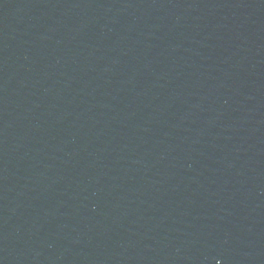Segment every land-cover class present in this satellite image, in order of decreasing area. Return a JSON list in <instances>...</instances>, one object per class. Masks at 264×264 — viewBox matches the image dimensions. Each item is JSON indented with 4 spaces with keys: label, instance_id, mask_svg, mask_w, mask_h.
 Listing matches in <instances>:
<instances>
[{
    "label": "water",
    "instance_id": "obj_1",
    "mask_svg": "<svg viewBox=\"0 0 264 264\" xmlns=\"http://www.w3.org/2000/svg\"><path fill=\"white\" fill-rule=\"evenodd\" d=\"M0 264H264V126L181 0H0Z\"/></svg>",
    "mask_w": 264,
    "mask_h": 264
}]
</instances>
